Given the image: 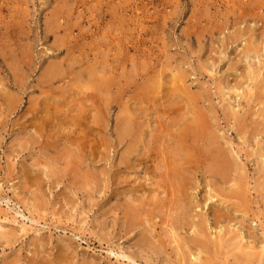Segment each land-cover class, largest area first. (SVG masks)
Instances as JSON below:
<instances>
[{"label":"rangeland","instance_id":"374dc122","mask_svg":"<svg viewBox=\"0 0 264 264\" xmlns=\"http://www.w3.org/2000/svg\"><path fill=\"white\" fill-rule=\"evenodd\" d=\"M263 87L264 0H0V264H201L194 240L209 243L205 264L242 262L218 232L264 250ZM207 137L230 161L224 179ZM191 144L185 190L159 195L158 165Z\"/></svg>","mask_w":264,"mask_h":264},{"label":"bare ground","instance_id":"6f19581e","mask_svg":"<svg viewBox=\"0 0 264 264\" xmlns=\"http://www.w3.org/2000/svg\"><path fill=\"white\" fill-rule=\"evenodd\" d=\"M248 52H253V53H258V51L254 48V49H252V48H249L248 50H247ZM246 54V53H245ZM97 56V55H96ZM101 56V55H100ZM21 59H23V56H21ZM24 60V59H23ZM259 64H261V63H259ZM105 65V64H104ZM57 66V65H56ZM93 66V65H92ZM86 69V68H85ZM174 69V68H173ZM181 69V68H180ZM255 69V68H254ZM47 70V69H46ZM250 70V69H249ZM253 70V69H252ZM49 71V70H48ZM47 71V72H48ZM89 71V70H88ZM96 70H93L92 71V69H91V71H89V72H92V73H94ZM182 71V70H181ZM250 72V71H249ZM59 73V71L56 69V67H53L52 69H51V72H50V75L51 76H54V75H57ZM170 74H171V72H169ZM175 73H177V72H175ZM261 72H260V69H257V71H256V73H254V72H252L251 73V75H250V73H249V76H251L250 78H251V80L253 81V82H255L256 80H257V77H258V75L260 74ZM46 74V73H45ZM97 74V73H96ZM178 74V73H177ZM177 74H176V76H177ZM180 74V73H179ZM178 74V75H179ZM95 76V75H94ZM158 76V75H157ZM166 76V75H165ZM174 76V75H173ZM185 76V75H184ZM85 77V76H84ZM103 77H104V75H103ZM106 77V76H105ZM156 77V76H155ZM181 76H179V79H172V77H171V79L172 80H174V82L175 81H177V82H182V79L180 78ZM98 78V77H97ZM101 78H102V74H101ZM152 78V77H151ZM157 78V77H156ZM159 78H160V74H159ZM163 78V77H162ZM165 78V77H164ZM48 79V78H47ZM106 79V78H105ZM104 79V80H105ZM49 80V79H48ZM51 80V79H50ZM88 80V79H87ZM101 80V79H100ZM154 80V79H153ZM161 80V79H160ZM165 80V79H164ZM170 80V79H169ZM249 81H250V79H249ZM251 81V82H252ZM260 81V80H259ZM44 82V81H43ZM51 82V81H50ZM252 82V83H253ZM167 83V82H166ZM176 83V82H175ZM183 83V82H182ZM104 84V83H103ZM165 84V83H164ZM175 84H173V86H174ZM254 85V84H253ZM169 87V86H168ZM253 87V86H252ZM256 87V86H255ZM90 88H92V86L90 87ZM94 88V87H93ZM100 88V87H99ZM174 88V90H175V87H173ZM184 88V87H183ZM264 88V87H263ZM154 89H156V86H155V88ZM167 89V88H166ZM178 89V88H177ZM255 89V88H254ZM159 90V89H158ZM157 90V91H158ZM171 90V89H170ZM252 89L250 88L248 91L250 92ZM100 91H101V88H100ZM156 91V92H157ZM161 91V90H160ZM167 91V90H166ZM176 91V90H175ZM183 91V90H182ZM181 90H180V92H182ZM255 91V90H254ZM261 91H264V90H261ZM167 92H169V91H167ZM167 92H166V94L165 95H167ZM190 92V91H189ZM259 92V91H258ZM192 93V92H191ZM216 93V92H215ZM223 93V92H222ZM244 93H245V91H244ZM82 94H84V93H82ZM173 94V93H172ZM197 94V93H196ZM205 94V93H204ZM243 94V93H242ZM256 94V93H255ZM156 95V94H155ZM158 95V94H157ZM156 95V96H157ZM164 95V96H165ZM170 95H171V93H170ZM179 95V94H178ZM181 95V94H180ZM184 95V94H183ZM187 95V94H186ZM199 95V94H198ZM198 95H197V97H198ZM207 95V94H206ZM222 95V94H221ZM225 95V94H224ZM254 95V94H253ZM86 96H88V95H86ZM168 96V95H167ZM176 96V95H175ZM226 96V95H225ZM252 96V95H251ZM261 96V95H260ZM197 97H195V96H190V97H188V101H193V100H196L195 98H197ZM221 97V96H220ZM237 97H238V95H237ZM160 98V97H159ZM166 98V97H165ZM187 98V97H186ZM235 98V97H234ZM250 98V97H249ZM146 99V98H145ZM164 99V98H163ZM229 99H231V98H228V100ZM239 99H240V97H239ZM151 100V99H150ZM168 100H171V99H168ZM200 100V99H199ZM226 100V99H225ZM232 100V99H231ZM230 100V101H231ZM163 101V100H162ZM240 101V100H239ZM152 102V101H151ZM164 102H166V101H164ZM82 103V102H81ZM80 103V104H81ZM150 103V102H149ZM179 103V102H178ZM194 103V102H193ZM244 103V102H243ZM255 103V102H254ZM151 104V103H150ZM153 104V103H152ZM170 104V103H169ZM226 104V106H225V108L226 109H229L230 111H231V109L229 108V105H228V103H225ZM239 104V103H238ZM163 105V104H162ZM168 105V104H167ZM166 105V106H167ZM175 105V104H174ZM178 105V104H177ZM231 105V104H230ZM239 105H243V104H239ZM253 105V104H252ZM257 105H260V104H258L257 103ZM143 106V105H142ZM160 106V105H159ZM179 106V105H178ZM189 106V105H188ZM261 106V105H260ZM152 107V106H151ZM190 107V106H189ZM245 107V106H244ZM254 107H256V106H254ZM139 108H140V106H139ZM167 108V107H166ZM100 109V108H99ZM196 109V110H195ZM198 109V107H197V105H195L194 106V109L193 110H195L194 111V113L196 114L197 113V110ZM245 109V108H244ZM258 109V108H257ZM79 110V109H78ZM144 110V109H143ZM149 110V109H148ZM174 110V109H173ZM234 110V109H233ZM247 110V109H246ZM263 110H264V107H262V112H261V114H259V117L260 118H262L263 120H264V113H263ZM177 111V110H176ZM260 111V110H259ZM144 112H146L145 110L143 111V113ZM168 112V111H167ZM178 112V111H177ZM226 112V111H225ZM138 113V112H137ZM179 113V112H178ZM185 113H187V112H185ZM228 113V112H227ZM235 113H237V112H232L231 113V115H233V116H235L236 114ZM255 113H256V111H255ZM257 113H258V111H257ZM128 114V113H127ZM163 114H165V113H163ZM243 114H245V113H243ZM167 115V114H166ZM202 115V114H201ZM230 115V114H229ZM156 116H158L157 114H156ZM164 116V115H163ZM253 116V115H252ZM254 116H256V115H254ZM166 117V116H165ZM192 117V116H191ZM246 117V116H245ZM258 117V116H257ZM72 118V117H71ZM79 118V117H78ZM158 118H159V116H158ZM169 118V117H168ZM172 118H175V117H172ZM186 118V117H185ZM254 118V117H253ZM256 118V117H255ZM80 119V118H79ZM82 119V118H81ZM128 119V118H127ZM170 119V118H169ZM179 119V118H178ZM177 119V120H178ZM195 119V118H194ZM232 119V118H231ZM43 120V119H42ZM189 120V119H188ZM196 120H198V119H196ZM196 120H194V121H196ZM133 121V120H132ZM169 121V120H168ZM179 121V120H178ZM191 121V120H190ZM207 121V120H206ZM248 121V120H247ZM254 121V120H253ZM77 122V121H76ZM82 122V121H81ZM92 122H93V119H92ZM166 122V121H165ZM188 121H186V123H187ZM249 122V121H248ZM264 122V121H263ZM140 123V122H139ZM191 123V122H190ZM206 123H208V122H206ZM251 123V122H250ZM192 124H194V123H192ZM200 124H201V122H200ZM162 125V124H161ZM165 125V124H164ZM181 125H182V123H181ZM189 125H191V124H189ZM166 126H167V124H166ZM171 126V125H170ZM250 126V125H249ZM261 126H263V128H264V123L261 125ZM81 127V126H80ZM121 128L119 129V133H120V135H122V136H128V135H130V139H131V141H132V144L133 145H135L134 143L137 141V140H139V141H141V139L143 138V133H142V131L141 130H137V129H135L134 130V128L132 127V124H130L129 123V120H128V122H125L122 126H120ZM141 127H142V125H141ZM149 127V126H148ZM161 127V126H160ZM172 127V126H171ZM197 127V126H196ZM205 127V126H204ZM143 128V127H142ZM168 128V127H167ZM176 128V127H175ZM177 128H178V126H177ZM232 128V127H231ZM148 129V128H147ZM206 129V128H205ZM174 130V129H173ZM190 130H191V128H190ZM200 130V129H199ZM184 131V130H183ZM186 131V130H185ZM201 131V130H200ZM250 131V130H249ZM136 132H139V134H136ZM196 132V131H195ZM202 132V131H201ZM167 133V132H166ZM184 133V132H183ZM193 133V132H192ZM199 133V132H198ZM212 133V132H211ZM248 133V125L247 126H245V125H243V127L240 129V134L241 135H243V137H244V135L245 134H247ZM190 133H188V135H189ZM204 134V133H203ZM137 135H138V139H137ZM196 135H199V134H197L196 133ZM253 135V134H252ZM132 136V137H131ZM171 136V135H170ZM179 136V135H178ZM185 136V135H184ZM211 136V135H210ZM217 136V135H216ZM259 136V135H258ZM129 137V136H128ZM165 137V136H164ZM204 137V136H203ZM212 137H214V135L212 136ZM252 137V136H251ZM254 137V136H253ZM121 138V137H120ZM171 138V137H170ZM182 138V137H181ZM199 138H201V137H198L197 139H199ZM241 138V137H240ZM259 138V137H258ZM133 139V140H132ZM195 139H196V136H195ZM204 139H206V138H204ZM207 139H208V141L206 140L205 142H206V144L208 145V149L206 150V153L208 152V155H207V157H208V159H209V161H210V168H209V170L212 172V173H215L216 175H218L221 179H224V178H222V176L223 175H225V173L228 171V169H229V167L231 166L230 165V161H229V159L227 158V156H226V153L224 154V153H222L221 151H220V149H219V146L217 145V142H216V138H209V137H207ZM242 139V138H241ZM240 139V140H241ZM171 140V139H170ZM255 140V139H254ZM138 141V142H139ZM198 141V140H197ZM171 143V142H170ZM175 143V142H174ZM182 143V142H181ZM161 144V143H160ZM195 144V143H194ZM130 145V144H129ZM170 145V144H169ZM180 145V144H179ZM196 145V144H195ZM137 146V145H136ZM204 146V145H203ZM138 147V146H137ZM165 147V146H164ZM170 147H171V145H170ZM177 147V146H176ZM183 147L184 146H182V149H183ZM205 147V146H204ZM263 147V146H262ZM169 148V147H168ZM179 148H181V146L179 147ZM185 148V147H184ZM203 148V147H202ZM221 148V147H220ZM231 148V147H230ZM258 148V147H257ZM148 149V148H147ZM171 149V148H170ZM174 148L172 147V151H173V153L171 154V155H174V150H173ZM176 149V148H175ZM186 150H187V152H189L190 154H187L186 153V156H185V159L183 160V162H182V164H180L179 162H178V159H179V161L180 160H182V158H181V156L180 155H178L176 158H177V160L176 159H171L170 158V160H169V167H168V165H167V167L164 165V164H166L167 163V161H168V156H167V158L165 159V160H162L163 162L162 163H160L159 165H158V168H160V169H164L165 171H162L161 172V175H159V176H162L163 177V182L166 184V189L164 188V187H161L160 188V186L158 185V187L160 188V191H161V193L159 194V195H161L162 193L164 194H166V191L168 192H174V195H175V192H177V191H183V190H185V185H184V183H185V181H186V178L184 177V175H183V172H182V170H183V165L185 166V165H187V164H185L186 162H190L189 160H191V157L193 158L194 157V153L195 152H193L192 150H191V152L189 151V149H194L195 151L198 149L197 147H195L194 146V148H192V144L190 145V146H188V147H186L185 148ZM200 149V148H199ZM198 149V150H199ZM224 149V148H223ZM169 150V149H168ZM257 150V149H256ZM163 151H165V150H163ZM162 151V152H163ZM172 151H169V152H172ZM180 152V151H179ZM205 152V151H204ZM258 152H260L259 151V148H258ZM129 153V152H128ZM158 153H159V151H158ZM167 153V152H166ZM181 153V152H180ZM179 153V154H180ZM131 154V153H130ZM169 155V154H168ZM205 155V154H204ZM72 157H73V155H71ZM166 157V156H165ZM164 157V158H165ZM198 157V156H197ZM159 158V157H158ZM160 158H161V156H160ZM157 160H159V159H157ZM161 160V159H160ZM261 161H262V159H260ZM186 161V162H185ZM257 161H258V159H257ZM204 163V162H203ZM261 163H264V162H261ZM261 163H260V167H261ZM189 164H191V163H189ZM154 165V164H153ZM264 166V165H263ZM262 168V167H261ZM237 169V168H236ZM263 169H264V167H263ZM184 171V170H183ZM243 172V171H242ZM262 172H264V170L262 171ZM158 173V172H157ZM189 173V172H188ZM239 173H240V171H239ZM242 174V173H241ZM241 174H239V175H241ZM187 175V174H186ZM191 175V174H190ZM157 176V175H156ZM244 176V175H243ZM188 177V176H187ZM157 178V177H156ZM159 178V177H158ZM211 178V177H210ZM160 179V178H159ZM232 181H233V185H232V189L234 188V193L235 192H239V190H240V195H241V187H242V184H241V181H240V179H237V177L235 178V179H231ZM242 180V179H241ZM150 181V180H149ZM157 181H158V179H157ZM258 181V180H257ZM155 182V181H154ZM154 182H152V183H154ZM188 182V181H187ZM245 182V181H244ZM157 184H159V183H157ZM156 184V185H157ZM256 184V183H255ZM152 185V184H151ZM154 185V184H153ZM254 186V185H253ZM150 187V186H149ZM157 187V186H156ZM187 187V186H186ZM210 187V186H209ZM214 187V186H213ZM255 187V186H254ZM162 188L164 189V190H162ZM188 188V187H187ZM221 188V187H220ZM219 188V189H220ZM230 188H231V186H230ZM249 188V187H248ZM190 189V188H189ZM218 188H216L215 190L214 189H212L211 188V192L213 193L209 198H208V200H211L212 201V199L213 198H216V199H220L221 201L219 202V203H221L222 204V206H223V204H225V203H228V202H230V201H233L232 203V205H237V207H240V208H243V206H245V205H247V203H245L244 201H243V198L242 199H240L238 196L239 195H237V196H232V197H228L229 195L227 194V193H224L223 194V191H220ZM229 189V188H228ZM154 190V188L152 189V191ZM191 190V189H190ZM222 190V189H221ZM263 190V189H262ZM159 190H158V192H160ZM228 191H230V193H231V189L230 190H228ZM227 191V192H228ZM225 192V191H224ZM260 192V191H259ZM156 193V192H155ZM263 193H264V191H263ZM186 194V193H185ZM152 195V194H151ZM150 195V196H151ZM158 195V196H159ZM169 196V195H168ZM222 196L224 197V198H222ZM175 197H176V195H175ZM157 198V197H156ZM159 198H161V197H159ZM171 198V197H170ZM174 198V197H173ZM262 198H264V196L262 197ZM140 200V199H139ZM157 200H158V198H157ZM161 200V199H160ZM176 200H178V198L176 199ZM143 201V200H142ZM144 202V201H143ZM161 202V201H160ZM178 202V201H177ZM137 203V202H136ZM163 203V202H162ZM216 203V202H215ZM133 204V203H132ZM140 204V203H139ZM159 204H161V203H159ZM175 204H176V202H175ZM263 204H264V199H263ZM156 205H157V203H156ZM169 205V204H168ZM185 205V204H184ZM231 205V204H230ZM40 206V205H39ZM145 206V205H144ZM181 206V205H180ZM151 207V206H150ZM160 207V206H159ZM225 207V206H224ZM236 207V206H235ZM246 207V206H245ZM248 207V206H247ZM161 208H163V207H161ZM160 208V209H161ZM181 208H183V207H181ZM184 208H186V207H184ZM214 208V207H213ZM133 209V208H132ZM219 209V208H218ZM217 209V210H218ZM226 209V208H225ZM235 209V208H234ZM237 209V208H236ZM177 210H179V209H177ZM188 210V209H187ZM239 210V209H238ZM250 210V209H249ZM134 211V210H133ZM179 212H181L183 215H184V218H185V212H184V209H183V212L182 211H179ZM215 212H216V210H215ZM227 212V211H226ZM229 212V211H228ZM132 213V212H131ZM134 214L133 215H136L137 213L136 212H133ZM141 213V212H140ZM232 213V212H231ZM241 213V212H240ZM214 214V213H213ZM216 214V213H215ZM220 214V213H219ZM223 216H224V214L223 213H221ZM248 214V213H247ZM144 215V214H143ZM177 215V214H176ZM252 215V214H251ZM228 216V215H227ZM134 217V216H133ZM132 217V218H133ZM139 217H140V215H139ZM168 217V216H167ZM188 217V216H187ZM186 217V218H187ZM249 217V216H248ZM261 217V216H260ZM140 218H142V216L140 217ZM206 218V217H205ZM219 218V217H218ZM256 218V217H255ZM262 218V217H261ZM136 220H137V218H136ZM251 220V219H250ZM230 221V220H229ZM239 221V220H238ZM145 222V221H144ZM193 222V221H192ZM190 223H191V221H190ZM200 223V222H199ZM198 223V224H199ZM242 223V222H241ZM197 224V225H198ZM202 224V223H201ZM214 225V224H213ZM131 226V225H130ZM205 227V226H204ZM207 227V228H206ZM206 231H208L209 229H211L210 227H208V225H206ZM244 227H245V225H244ZM130 228H132V226L130 227ZM246 228V227H245ZM247 229V228H246ZM198 230H201V228H195V231L196 232H198L197 234L200 236L201 234H199V231ZM250 230V229H249ZM194 230H193V234H194V232H195ZM263 232V231H262ZM148 233V232H147ZM200 233H202V232H200ZM203 234V233H202ZM227 233H221V234H219V232L217 233V235H216V237H214L213 239L214 240H217V241H215V242H217L218 243V245L219 244H222V243H225L226 242V244L227 245H229V247L231 248V250L232 251H234V252H236L237 254H240V255H243L244 257L242 258V262L241 261H238L239 263L238 264H242V263H244V264H252V263H256V262H259V259H261L263 256H264V250L262 249V247L260 248L259 247V251H256L254 248H253V246H248V244L246 243H244L243 244V242H244V236H242L241 234H239V235H236V237H235V239L233 240L232 239V241L231 242H227V241H229V240H227V241H224L225 240V235H226ZM228 234H229V232H228ZM238 234V233H237ZM263 234H264V232H263ZM235 235V234H234ZM250 235V234H249ZM252 235V234H251ZM210 236V235H209ZM230 236V235H229ZM227 237V236H226ZM206 238V237H205ZM234 238V237H233ZM251 238V237H250ZM252 239V238H251ZM209 241V240H208ZM243 241V242H242ZM182 243H184V242H182ZM194 243L197 245V246H195L197 249H196V251L195 252H197V258H196V260H198L199 262H200V257L202 256V255H205V261L203 260V261H201L202 263L201 264H205V262H206V260H209V258H211V256H209V248H208V245L207 244H209V243H205V242H203V240L202 241H200V240H194ZM226 244H224V246L226 245ZM249 244H251V243H249ZM262 244V243H261ZM184 245V244H183ZM192 245V244H191ZM212 245V244H211ZM217 245V244H216ZM190 246V245H189ZM192 247V246H191ZM210 247V246H209ZM212 247V246H211ZM223 248V247H222ZM227 249V248H226ZM188 250H190V249H188ZM211 250V249H210ZM220 250V249H219ZM257 250H258V248H257ZM212 251V250H211ZM224 253V252H223ZM231 253V252H230ZM230 253L229 254H226V256L227 255H230ZM211 254H213V253H211ZM216 254V253H215ZM221 254V253H220ZM217 255V254H216ZM215 255V256H216ZM221 256H222V254H221ZM228 257V256H227ZM231 257H234L235 258V256L234 255H231ZM236 257L238 258V256L236 255ZM203 258V257H202ZM241 258H238V260L239 259H241ZM217 259V258H216ZM222 260V259H221ZM235 260H237L236 258H235ZM222 262H225V261H223L222 260ZM209 263V262H208ZM226 263V262H225ZM207 264V263H206ZM211 264V263H210ZM213 264H215V263H213ZM227 264H228V262H227ZM237 264V263H236Z\"/></svg>","mask_w":264,"mask_h":264}]
</instances>
